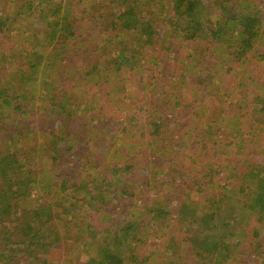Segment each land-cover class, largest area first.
Segmentation results:
<instances>
[{
	"label": "trees",
	"instance_id": "trees-1",
	"mask_svg": "<svg viewBox=\"0 0 264 264\" xmlns=\"http://www.w3.org/2000/svg\"><path fill=\"white\" fill-rule=\"evenodd\" d=\"M97 2L99 9L90 12L92 5L88 0H0V4H4V11H0V264H22L25 263L24 259L29 260L26 264H46L43 258L48 255V249L58 247L61 243L64 233L56 226L61 221L65 224V230L75 227L78 236L88 232L96 239L99 233V239L103 234L101 242L94 245L96 254L84 264H155L153 256L156 253L165 254L169 248H173L176 254V259L171 258L174 264H230L236 251L245 254L247 250L252 252L251 260H258L264 251V234L261 232L264 227V163L257 160V163L233 167L234 161L237 163L236 158L230 157L233 140L228 141L226 134L221 136L222 129L211 123L204 126L199 124L202 136L199 144L203 145L198 146L203 155L212 152L211 157H208L211 161L205 164L206 170L202 177V173L196 171H190L189 176L183 175L185 179L196 180L188 186V193L182 195L181 203L163 197L158 204L147 203L145 207H140L143 183L148 182L149 186L158 179L160 185L165 187L168 183L177 184L178 179L170 175L169 169L157 173L154 171L156 165L150 163L144 168L145 175L140 179L141 184L133 183L134 186L130 188L126 186L127 178L132 176L130 172L135 168L134 164H126L124 161L103 166V171L99 169L103 173V179L99 180L92 170L97 167V162L93 164L84 154L93 131L79 136L74 129L90 127L93 123L94 129L105 131V124L110 118L101 110L95 111L87 103L71 102L72 97L79 93L68 94L61 87L59 90L57 86H52L54 93L58 91V96L53 94L46 104L48 113L54 116L53 121L50 124L48 119L41 121L45 125L41 129L42 134L47 137V152L44 156L50 158L54 168H61L64 163L70 171H74V175L59 172L56 177L59 181L50 184L39 177V162L34 158L38 151L27 145L31 136L24 139L25 134H34L38 129L30 130V125L23 127L21 119L16 117L33 113L34 109L29 108L27 96H31V93L22 82L36 80L42 67L49 69L52 66L50 70L55 67V74L66 80L65 73L68 71L64 68L65 57L67 60L69 55L77 60L96 59L88 66H77L84 67L83 72L92 89L104 83L103 70L97 66L101 55L104 56L101 65H108L110 58H114V72L126 68L129 77L144 72L152 64L159 68L158 74L163 75L160 56L167 54V60L173 58L177 43L198 44L191 53L200 54V57L202 44H205V49L216 47L229 50L226 64L229 59L246 62L249 57L255 61L252 65L256 64V60L264 61V16L256 10L260 7L255 0ZM208 10L213 12L211 17L206 14ZM214 13L215 20L212 18ZM22 21L28 22L27 25L22 26ZM15 23H21L18 30L23 38L25 33L29 36V44L24 46L21 53L4 44L18 34H13L17 31ZM166 28L169 29L168 38L165 37ZM172 34L180 37L174 40ZM85 45L82 52L77 51ZM98 50L101 53L95 58ZM20 56L25 58L22 63H18ZM204 63H207L206 66H203ZM197 65L199 68H191L201 71L193 81L197 84L196 91L200 97L198 107L202 109V106L207 107L208 104L206 87H202L206 80L203 75L211 65L204 58H199ZM80 71L73 70L76 79ZM167 78L170 87H165L161 92L165 93V97L158 94L166 111L151 114L142 130L148 136V145L154 144L158 150L164 148L163 131L168 133L171 125L167 123V113L181 110L180 113L187 114L189 106L167 101L181 98L183 88L175 90L171 86L180 84L187 77L180 72ZM82 86L85 88L84 83ZM226 91L221 87L211 97L221 98L228 108L250 98L247 92L238 95L240 90H233L226 95ZM254 103L255 107L249 113H259L264 123V101L256 96ZM242 109L238 108L239 114ZM228 110L223 106L224 119L228 116ZM52 123L54 126H51ZM57 125H62V130L58 131ZM214 129L217 130L215 135H220L222 139H212ZM70 133H75V150L74 145H70L67 140ZM208 133L211 140L205 141L204 136L207 137ZM23 139L25 145L20 148ZM171 149H176V145H172ZM149 156L152 157V153ZM240 165L242 169L238 170ZM79 168L86 169L88 173ZM231 168L234 175L230 177L231 180H226L224 172ZM69 178H75L73 183L67 182ZM144 185L147 186V183ZM38 186L44 190L55 186L57 193L75 187L76 194H82L79 195L81 205L77 208V200L70 204L60 202L54 196L52 202L33 206L28 212L20 213L19 203L36 198L39 195ZM163 190L161 187V192ZM224 203H227L226 208ZM62 205L69 208L64 207L62 210ZM238 209L247 210L249 218L241 213L244 210ZM115 215L124 217L115 219ZM66 216L67 219L63 220ZM102 224L105 228L103 232ZM252 224L253 227H248L251 230L248 232L246 247L244 250L238 248L240 240H243L241 227ZM86 240L90 241L88 237ZM144 253L146 257H142ZM189 257L190 260H187Z\"/></svg>",
	"mask_w": 264,
	"mask_h": 264
},
{
	"label": "rangeland",
	"instance_id": "rangeland-1",
	"mask_svg": "<svg viewBox=\"0 0 264 264\" xmlns=\"http://www.w3.org/2000/svg\"><path fill=\"white\" fill-rule=\"evenodd\" d=\"M88 1H90L92 5L90 12L94 9H99V7H97V5H99L97 2L98 0ZM107 2L108 0H103V3L108 4ZM255 2L260 7L256 10H259V14L264 16V0H255ZM3 7L4 4H0V11H4ZM211 12L212 11L210 10L206 12V14L209 15L208 17H211V14L213 13ZM212 18L214 20L216 19L215 13L212 15ZM27 23L28 22L22 21V26L27 25ZM20 27L21 23L14 24V28L17 31L13 34H18L13 35L12 40L6 41L4 44L6 47H14V50H18V52L21 53L24 51V46L29 44L27 43L29 36L28 33H25V38H23L21 36V31L18 30ZM162 29H164L163 24ZM166 31L165 37L168 38L170 36L169 29L166 28ZM19 36L22 37L21 40ZM172 37L175 40L180 36L172 34ZM23 42L25 43L23 44ZM182 44L179 45L177 43V48H175L176 53H174V57L170 60H167V54L160 56L162 57L161 69L163 68V75L158 74L159 68H157L154 64L150 67L147 66L144 72L131 75V77L127 74L128 70H126V68H123L120 72H114V69H116L112 60L114 58H110L108 65H101L104 61V56L101 55L98 57L101 53L100 50H98L95 58L98 57V60L100 58V63H98L97 66L101 67V70H103V74L105 75L104 83H101L100 86H95L91 89L90 87L92 85H88V78L83 72L84 67L78 68L79 65L88 66L89 64L94 63L96 59L77 60L76 57H72L71 55H69L68 60L65 57L66 64L64 68L68 71V73H65L67 77L66 80H64L65 78L58 77L55 74V67L50 70L51 66L49 69L42 67L36 80H25L22 82L23 85H26L25 88H27L31 93V96L29 94L27 96L30 101L29 108L34 109V111L31 115L29 114V116L25 115L15 117L21 119L23 127L27 128L30 125V130L35 128L38 129L34 134H25L26 136L24 135V139L25 137L31 136L29 137L27 145L36 148L38 151V153L34 155V158L38 159L39 162L37 165V168L41 170L39 177L42 178L44 182L50 184L53 181H59V179L56 178L59 175V172L67 173L72 176L74 175V171H70L64 163H62L61 168H54L51 164L50 158H46L44 156L47 152V137L42 134L41 129H44L45 125L41 124V121L48 119V123L50 124L54 119L52 113H48L46 105L47 102L50 101L52 95H56V92H58L55 91L54 93L52 86H54V88H56V86L58 88L61 87L68 94L75 95L74 93H79V95H76L77 98L76 96L72 97L71 102L74 103L77 101V103H87L95 111L101 110V112H105L104 115L110 118L106 122L107 125L105 124V131H97L94 129L92 122L90 127L80 126V128L74 129L79 136L84 135L88 131H93V137L91 139L88 138L86 143L87 150L84 154L87 155L85 156L86 159L92 161L93 164L97 162V167L92 170L94 171V176L98 177L99 180L103 179V173H100L98 171L99 169L103 171V166L107 167L110 164L123 163L124 161L127 162L126 164H134L135 168L133 172H130L132 176L127 178V187H133V183L141 184L140 179H142L141 177L145 175L144 168L150 163L151 165L152 163L156 165L154 171L157 173H161L162 171L166 172V170L169 169L168 171L170 172V175L175 177L176 180L178 179L177 184L170 185V183H168L165 187L160 185V180L158 179L153 184L151 182L149 186L148 182H146L147 186L144 185L146 183H143V189L140 194V207H145L147 203H150V205L158 204V202L163 200V197L167 199L171 198V202L176 201V203H181L183 199L182 195L184 193H188V186L193 184L196 180L185 179L183 178V175L189 176L190 171H196L200 174L202 173V177L204 171L206 170L205 164L208 163L207 161H211V158L208 159V157H211L212 152H206L207 154L203 155V151L198 147L203 145L199 144L202 137L200 136L199 124L204 126L211 123L212 126L222 129L221 136L226 134L229 138L228 141L233 140L232 154L230 157L231 159L236 158L238 163L237 164L234 161L232 164L233 167L239 164H253L258 161L264 163V123L261 122L259 113H249L251 108L254 109L255 107L254 98H256V96L262 98L264 101V61L261 62L260 60H256V64L252 65L255 61L249 57L245 60L246 62H238L237 60L233 61L232 59H229L230 63L228 62V64H226V54L229 50L216 47L205 49V44H202V54L200 57V54L191 53L192 50L196 49L198 44ZM85 48L86 45L82 48L80 47L77 51L82 52ZM199 58L206 59L211 65L209 71H204L203 75V78L206 80H204L205 84H202V87H206L205 93H207L208 98L207 107L202 106L203 110L201 107H198L200 104V97L198 95L199 93L196 91L197 84L193 81L197 74L201 71L196 68H191L198 66L197 61ZM18 60V63H22L25 58L24 56H20L18 57ZM184 62H188L189 64L185 65L186 63L184 64ZM206 64L207 63H204L203 66H206ZM88 68L85 70H89ZM75 69L81 70L78 74L79 78L77 79L73 76V70L75 71ZM180 72H182L187 79H184V81L180 84H172L171 87H175V90H178V87L180 89L183 88L182 91H184V93L178 100L172 98L167 99V101L169 100L171 103L178 102L185 106L188 104L190 107H187V114H184V112L180 113L181 110H178L175 113H167L166 120L167 123H170L171 125H169L168 133L165 134V131H163V135H165L164 148L162 150H158L155 147L156 145H148V136L143 134L144 132L142 131L144 129L143 125L155 111H166L164 103L159 101V95H161V97H165V93L161 92L165 87H170L168 84L169 77L167 78V76L179 74ZM164 75H166L165 79L163 78ZM71 78H73L72 81ZM47 82L48 84H44ZM83 83L85 88L82 86ZM151 83L153 85H150ZM74 86L76 88H73ZM218 87H222L223 91L227 90L224 92L226 95L229 91L240 90L238 95L247 92L250 95V98L241 100L236 106L228 108L224 100L221 98L219 99L216 96L211 97L212 93L217 92L219 89ZM61 88H59V90H61ZM57 96L58 95H56V97ZM223 106L229 109L228 116L225 119L222 117ZM239 107L240 109L243 108L241 114L238 112ZM95 113L96 112H94V115ZM251 118L253 119L251 120ZM6 119H8V117ZM113 119H116V121ZM134 119L135 123H133ZM257 120H259V122ZM51 126H54V124L52 123ZM56 127L58 131L63 128L62 125H57ZM215 134H217L216 129L213 131L214 137L211 136L212 139L221 138L220 135L216 136ZM74 135L75 133H70L67 140L70 145H74L73 149L75 150L77 149V142ZM204 138L205 141L206 139L210 141V133H208L207 137L204 136ZM24 139L22 143L19 144L20 148L25 145ZM180 142L182 144H180ZM172 145H176V149L172 150ZM148 146L150 150H148ZM150 153H152V157L149 156ZM201 160H203V163L199 164V161ZM99 162L100 164H98ZM197 163L199 166L193 165ZM241 167L242 165L239 166L238 170H241ZM232 168L230 170L227 169V171L224 172L226 180H231L230 177L234 175ZM82 169L79 168L80 171H82ZM83 171H85L86 174L88 173L86 169H83ZM80 178L81 177L78 176L77 179L80 180ZM74 180L75 178H69L67 182L71 183ZM70 186H72V184H70ZM161 187L164 188L163 192H161ZM56 189L57 187L52 186L50 189L44 190L41 186H38L37 193H39V195L36 198H29L19 203L20 213L28 212L33 206H37L45 202H52V197L54 196L58 199V201H66L70 204L77 200V204L75 205L77 208L81 205V196L79 195L82 194L77 195L75 187H71L70 190L61 193H57ZM129 203L131 205V201H129ZM113 204L116 205V202L113 201ZM226 204L227 203H224L225 208ZM64 207L69 208L68 206L62 205V210H64ZM62 210H59V212L63 213ZM239 210L240 209H238V211ZM244 211L245 212L241 213L246 214V218L248 215L249 218L250 215L248 211ZM119 217L124 216L115 215L113 218L121 219ZM65 219H67V216L64 217L63 220ZM56 226L63 230L62 233L64 234L63 237H61L60 245H55L58 247L53 246V248L48 249V255L43 258L45 259L46 264H84L89 257L96 254V247H94V245H98L99 241L101 242L103 236L102 233L99 239H97L99 233L95 239L93 236L87 234L88 232L84 231H82L84 232L83 234L78 236L79 232L73 226H71V229L65 230V224L62 221L59 224H56ZM248 227H253V224L241 227L243 230V240H240L238 248H242L243 250L248 243V232L251 230ZM103 231H105V228L102 224V232ZM261 232L264 234V227L261 228ZM86 237L90 239L91 244L90 241L87 242ZM77 240L78 242H76ZM236 253L237 254L234 255L235 257L233 256V260L229 262L230 264H264V251L258 256V260L255 261L251 260L252 257L250 256V253L252 252L248 250L245 254L244 252L238 253V251H236ZM187 256L188 255L186 254L185 257ZM246 256L249 257L247 258ZM142 257H146V254L144 253ZM153 257L154 263L156 262L155 264H174L171 261V258L176 259V254L173 248H169L165 254L156 253ZM187 260H190V257ZM23 261H25V263L23 262L22 264H26V261L29 260L24 259ZM175 264H177V262Z\"/></svg>",
	"mask_w": 264,
	"mask_h": 264
}]
</instances>
